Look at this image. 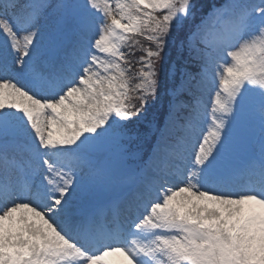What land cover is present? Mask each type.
<instances>
[{"label": "snow or ice", "instance_id": "6c2138e0", "mask_svg": "<svg viewBox=\"0 0 264 264\" xmlns=\"http://www.w3.org/2000/svg\"><path fill=\"white\" fill-rule=\"evenodd\" d=\"M0 264H264V0H0Z\"/></svg>", "mask_w": 264, "mask_h": 264}, {"label": "rangeland", "instance_id": "374dc122", "mask_svg": "<svg viewBox=\"0 0 264 264\" xmlns=\"http://www.w3.org/2000/svg\"><path fill=\"white\" fill-rule=\"evenodd\" d=\"M203 1V3L204 4H206V5H211L212 3H217L216 1L217 0H202ZM222 1V0H221ZM220 2V1H219ZM223 2V1H222ZM179 43V41L177 40V44ZM170 48H169V51L171 52V51H174V50H176L177 49V45L176 44H173V45H170L169 46ZM167 52H168V50H166ZM141 55H143V52L141 51L140 53H138V52H135V55L134 56H132V57H130V60H131V62H132V68H131V71H130V73H129V76L130 77H134V74L136 73V71H137V68H138V65L136 64V59L139 57V56H141ZM172 65V64H171ZM171 65H170V67H171ZM165 73H161V88L163 87V88H165V85H166V82H165ZM137 81L133 78L132 79V83L133 84H135ZM160 97H164V98H166L165 96H164V93H161L160 92ZM254 137H255V140L257 141V144H258V140H259V122L257 121L256 122V124H255V126H254ZM158 163V165H163V163H164V161L163 160H161V161H158L157 162ZM112 167H113V169H114V171H115V173H116V178H117V181L121 184V185H123L124 183H126V181H127V177L125 176V173H124V171L122 170V169H120L119 168V166H118V163L117 162H113L112 163ZM144 179H148V177H144ZM126 190V189H125ZM117 191H119V187L117 188Z\"/></svg>", "mask_w": 264, "mask_h": 264}, {"label": "trees", "instance_id": "16d2710c", "mask_svg": "<svg viewBox=\"0 0 264 264\" xmlns=\"http://www.w3.org/2000/svg\"><path fill=\"white\" fill-rule=\"evenodd\" d=\"M219 1H221V0H217L216 2L217 3H219ZM199 2L200 3H203V1L202 0H199ZM208 9L207 8H205V12L207 11ZM199 20L197 19V21L196 22H198ZM188 23L189 22H186V24H185V26L187 27V25H188ZM183 33H181V35H182ZM141 39V42H142V44H144V45H148V42L146 41V40H143V38H140ZM170 48V47H169ZM169 48L167 49L168 50V67H170V65L172 64V62L173 61H175L176 59H177V49L176 50H174V51H169ZM136 52H138V53H140L141 51H136ZM185 55H186V53H185ZM183 63V61H182V59L180 60V61H177V67H179L181 64ZM190 70H193V69H190ZM165 80V82L167 83V81H166V79H164ZM160 92L161 93H165V88H160ZM161 101H166V98H164V97H161Z\"/></svg>", "mask_w": 264, "mask_h": 264}]
</instances>
